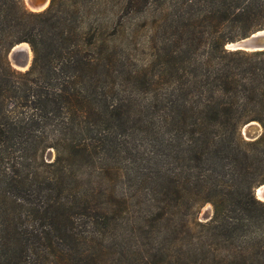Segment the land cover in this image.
<instances>
[{"label": "trees", "instance_id": "16d2710c", "mask_svg": "<svg viewBox=\"0 0 264 264\" xmlns=\"http://www.w3.org/2000/svg\"><path fill=\"white\" fill-rule=\"evenodd\" d=\"M205 2V16L193 2L183 9L214 26L236 25L240 39L264 28V0ZM178 39L198 42L195 33ZM23 42L31 62L14 73L6 54ZM222 44L169 83L161 115L149 110L158 118L151 115L146 124L161 128V141L146 136L161 144V176L155 165L148 177L128 166L139 117L130 100L111 99V51L88 58L73 19L56 0L37 13L24 10L19 0H0V264H104L99 256L106 250L108 264H184L187 253L176 249L171 225L190 205L206 202L212 217L198 225L207 227L210 242L197 254L201 264H264V203L252 194L264 184V136L246 141L240 135L250 121L264 129V50L225 51ZM39 146L55 153L43 163L49 170L43 179L28 161ZM108 178L124 191L116 193L118 200L101 189ZM145 184L149 219L161 223V263L133 248L143 230L134 227L127 206ZM33 188L39 205L27 216L32 222H22L16 192ZM102 198V206H95ZM76 216L86 221L84 230L77 229ZM93 238L104 241L105 250H90ZM220 249L222 256L216 254Z\"/></svg>", "mask_w": 264, "mask_h": 264}, {"label": "rangeland", "instance_id": "374dc122", "mask_svg": "<svg viewBox=\"0 0 264 264\" xmlns=\"http://www.w3.org/2000/svg\"><path fill=\"white\" fill-rule=\"evenodd\" d=\"M19 2L24 10L30 12L22 0ZM192 2V7L201 11L202 16L207 15L205 0H56V4H60L63 11L73 19L81 48L88 58H96V53L99 54V51H111L113 64L111 99L130 100L134 115L139 117V122L135 124L133 142L130 144L132 147L130 148L131 157L128 166L131 169L134 164L135 168L139 169L138 171H144L142 174L148 177H150L149 172L152 173V170H155L153 167L155 165L159 168L161 176V144L146 136H156L161 141V128L152 129L146 122L154 119L151 115L156 119L158 118L156 115H161V100H164L168 95L169 83L175 82L177 76L181 75L184 69L190 70L194 66L193 64L205 60L207 50L217 51L218 42L223 41L222 49L229 51L225 49L226 45L240 39L236 25H231V27L229 24L214 26L205 20L200 21L199 17H188L187 11H184L183 8ZM194 33L197 35L198 42L193 39L188 45L182 39H178L181 35L192 37ZM211 36L212 39H210ZM213 38H215V43L212 45ZM228 38L233 39L227 40ZM28 57L30 65L31 51ZM6 60L11 71L14 73L23 72L22 69L11 64L7 54ZM171 71L176 73H169ZM150 109L156 115L149 113ZM8 110H11V106ZM145 129L148 131L145 132ZM262 130L264 129L262 128ZM40 147L33 149V152L28 154V161L35 168L40 179H43L47 177L46 172L49 171L43 163L52 162L55 153L51 148H45L40 152ZM104 166L108 170L111 167L107 162L104 163ZM138 171L136 172L138 173ZM136 172L134 171V175ZM84 173L85 171L82 170L80 176H83ZM109 179L103 181L101 189L111 190L113 199L118 200L116 193L123 194L124 191H120L118 188L120 184L116 186L114 180L110 181ZM82 180L84 178H79V181ZM93 180L96 181V176ZM258 186H254L252 194ZM26 189L16 192L19 194L14 192L12 194H16L17 198L22 200L20 220L29 223L32 221L27 216L31 215V210L39 205L40 197L36 196L37 191L34 188L25 192ZM130 190L128 186L125 188V193ZM149 190L150 185L145 184L140 192L131 195V201L127 206V215H131L132 218L134 216V227L143 230L141 231L143 238L140 241H137V237L132 240L135 252L138 255L143 253L144 257L147 255L146 258L156 255L152 261L161 263V259H163L161 250L156 251L161 245L159 243L161 223L149 219L152 214V208L148 207L151 199ZM104 202L103 198L99 199L95 202V206H102ZM32 216H35L33 212ZM211 217L212 208L206 202L198 208L190 205L186 211L183 210L181 221L172 223L171 226H174V232L178 238L176 239V249H182L187 253V257L181 261L184 264H201L197 254L208 249L210 239L207 227L198 224L205 225ZM33 219L36 220L35 217ZM75 220H78L75 221L77 229L84 230L86 226L84 218L76 216ZM93 241L95 242L89 248L90 250L94 247H97V252L104 249L102 248L106 244L104 241L97 238H93ZM106 251L107 254L99 256L104 264H108L111 260L108 256L111 251ZM218 251L220 252L216 254L220 256L225 252L224 249ZM25 259L29 261L28 258ZM221 264H225V262Z\"/></svg>", "mask_w": 264, "mask_h": 264}, {"label": "water", "instance_id": "95a60500", "mask_svg": "<svg viewBox=\"0 0 264 264\" xmlns=\"http://www.w3.org/2000/svg\"><path fill=\"white\" fill-rule=\"evenodd\" d=\"M26 8L30 12H41L45 10L49 4V0H46V4L43 6L45 0H22ZM19 43L10 48L7 53L8 59L11 64L25 71L29 66V57L27 53L21 48ZM27 45V44H26ZM29 50V47L27 45ZM226 50L229 51H242V52H255L264 50V29L255 31L249 34L247 37L239 39L233 43L226 45ZM30 52V50H29ZM241 135L246 141H253L264 134V130L255 122L250 121L243 125L241 129ZM254 197L264 203V184L259 185L253 191Z\"/></svg>", "mask_w": 264, "mask_h": 264}, {"label": "bare ground", "instance_id": "6f19581e", "mask_svg": "<svg viewBox=\"0 0 264 264\" xmlns=\"http://www.w3.org/2000/svg\"><path fill=\"white\" fill-rule=\"evenodd\" d=\"M46 4V0L43 4V6ZM21 48L27 53V55H29V50L27 48V45L26 44H21Z\"/></svg>", "mask_w": 264, "mask_h": 264}]
</instances>
